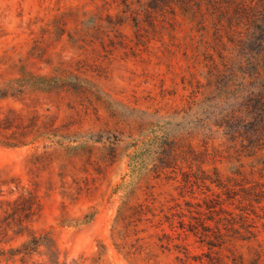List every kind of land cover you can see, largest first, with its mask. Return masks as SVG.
I'll return each instance as SVG.
<instances>
[{"label": "rangeland", "instance_id": "rangeland-1", "mask_svg": "<svg viewBox=\"0 0 264 264\" xmlns=\"http://www.w3.org/2000/svg\"><path fill=\"white\" fill-rule=\"evenodd\" d=\"M201 22L176 0H0V83L22 91L0 107L28 142L0 146L3 190L35 197L60 261L264 264V143L200 93L219 63Z\"/></svg>", "mask_w": 264, "mask_h": 264}, {"label": "trees", "instance_id": "trees-1", "mask_svg": "<svg viewBox=\"0 0 264 264\" xmlns=\"http://www.w3.org/2000/svg\"><path fill=\"white\" fill-rule=\"evenodd\" d=\"M176 6L195 19H201L202 25L211 22L214 43L211 49L217 54L219 63L214 64L216 70L211 71L200 93L213 96V100L227 108H239L224 115L225 127L234 129L233 133L248 142L249 149L256 151L264 143V0H176ZM17 81L0 83V102L18 98L22 91L15 87ZM233 122L238 126L231 128L229 124ZM18 125L14 126V109L4 113L0 107V146L14 148L28 144L22 140L23 134L20 135L22 139L16 137ZM29 129L37 131L40 125L31 120ZM160 161L166 165L164 160ZM12 179L3 177L0 168V241H21L14 247L0 250V256L8 255L7 259L14 258L19 264H83L86 259L83 255L60 261L52 234L45 230L36 232L30 227L38 204L31 193L16 198L5 196L4 187L9 195L13 192ZM66 221L61 220V224L68 223ZM105 250L101 244L93 255L94 264L103 262Z\"/></svg>", "mask_w": 264, "mask_h": 264}]
</instances>
